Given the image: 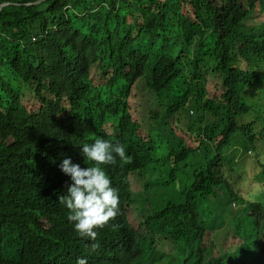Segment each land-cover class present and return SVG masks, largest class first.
I'll list each match as a JSON object with an SVG mask.
<instances>
[{"label": "trees", "instance_id": "trees-1", "mask_svg": "<svg viewBox=\"0 0 264 264\" xmlns=\"http://www.w3.org/2000/svg\"><path fill=\"white\" fill-rule=\"evenodd\" d=\"M38 1L0 0V264H264V0ZM97 138L128 159L86 241L59 165Z\"/></svg>", "mask_w": 264, "mask_h": 264}, {"label": "clouds", "instance_id": "clouds-1", "mask_svg": "<svg viewBox=\"0 0 264 264\" xmlns=\"http://www.w3.org/2000/svg\"><path fill=\"white\" fill-rule=\"evenodd\" d=\"M80 146L85 160L94 162V166L82 167L70 157L63 159L59 167L70 179L66 182V191L58 195V200L68 210L67 219L72 222L78 236L86 241H95L98 236L96 229L120 214L119 190L101 166H115L117 157L126 161L128 155L124 145L99 138ZM95 247L93 245V249ZM76 264H88L87 258H77Z\"/></svg>", "mask_w": 264, "mask_h": 264}, {"label": "rangeland", "instance_id": "rangeland-1", "mask_svg": "<svg viewBox=\"0 0 264 264\" xmlns=\"http://www.w3.org/2000/svg\"><path fill=\"white\" fill-rule=\"evenodd\" d=\"M243 1H247V0H243ZM208 38L209 39H213L214 37H213V35L211 34V33H208ZM149 50H152V51H154L153 50V48L152 49H149ZM156 52V51H155ZM181 84H183V83H181ZM184 90H185V87L183 86L182 88H180V89H173V92L175 93V94H177V95H182L183 94V92H184ZM250 97H251V99H253V101H255V102H258L259 100H263V102H264V95H263V93H262V90H260V89H255V91H252L251 92V94H250ZM262 108H263V110H264V103L262 104ZM254 120H257V116L256 115H251V116H248L246 119H244L243 121L244 122H248V121H254ZM263 125H264V123L261 121V120H258V124L256 125L257 126V128L259 129V130H261V129H263L264 127H263ZM238 134V133H237ZM239 139V138H238ZM242 148V154L244 155V157H246V156H248L249 154H248V152H247V147H241ZM233 153V149H231V150H229L228 149V154L230 155V154H232ZM162 176H166V170H163V169H160V168H158V171H156V174H155V176H153V178H154V181H152V184L154 185V183L156 184V187L157 188H154V189H152V193H151V195H150V199L154 202V198H156L157 199V202H159L160 201V198L162 197V195L164 194V196H163V198H162V200L165 198V205H167L168 203H169V194H170V191H168L167 190V187L166 186H163L160 182H159V180H160V178L162 177ZM151 183V182H150ZM255 185L256 186H254L253 188H249V189H254V192H256V193H254L253 195L255 196V197H257V196H260L261 194H262V186H259L257 183H255ZM175 191V189H173L172 190V192H174ZM261 191V192H260ZM161 200V201H162ZM243 203V202H242ZM250 203H248L247 205H246V207L247 208H249V209H251V204L249 205ZM225 205H227V203H225L224 202V204H223V206H225ZM243 206V205H242ZM242 206H240L239 204H234L233 205V211H234V213H237L238 214V211L239 210H241V208H242ZM217 209L219 208L218 206L216 207ZM231 209V208H230ZM232 210V209H231ZM242 217V215L241 214H239V217ZM245 219V218H244ZM228 223L226 222V227L228 226L227 225ZM239 223L238 222H236L235 221V225H238ZM245 224H239V227L238 228H240V229H242V230H244L245 232H246V234L244 235V236H248V232L246 231V229H245ZM225 227V228H226ZM231 232V231H230ZM229 232V233H230ZM224 242H225V240H222L221 239V243L222 244H220V246H222L223 244H224Z\"/></svg>", "mask_w": 264, "mask_h": 264}, {"label": "water", "instance_id": "water-1", "mask_svg": "<svg viewBox=\"0 0 264 264\" xmlns=\"http://www.w3.org/2000/svg\"><path fill=\"white\" fill-rule=\"evenodd\" d=\"M47 0H40L36 3H32V4H28V6H38V5H41L42 3L46 2ZM11 3H3L0 5V12L2 11L3 8L7 7V6H10Z\"/></svg>", "mask_w": 264, "mask_h": 264}]
</instances>
